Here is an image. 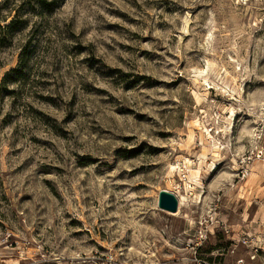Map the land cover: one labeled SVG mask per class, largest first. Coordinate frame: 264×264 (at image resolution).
Returning <instances> with one entry per match:
<instances>
[{
    "label": "rangeland",
    "instance_id": "rangeland-1",
    "mask_svg": "<svg viewBox=\"0 0 264 264\" xmlns=\"http://www.w3.org/2000/svg\"><path fill=\"white\" fill-rule=\"evenodd\" d=\"M47 1L0 0V264H264V0Z\"/></svg>",
    "mask_w": 264,
    "mask_h": 264
},
{
    "label": "trees",
    "instance_id": "trees-1",
    "mask_svg": "<svg viewBox=\"0 0 264 264\" xmlns=\"http://www.w3.org/2000/svg\"><path fill=\"white\" fill-rule=\"evenodd\" d=\"M37 2H38V4H39V6H40V8L42 9V10H45V9H50V2H48L47 0H37ZM18 23V19L16 18V16H14L13 18H12V20L9 22V23H7V24H5V25H0V46H2V40H3V38L5 37V32L6 33H8V32H10L13 28H15L16 27V24ZM21 59H20V63H19V66L17 67V68H14V69H11L10 71H9V74H7L6 76H5V80L4 81H6L7 79H8V77L10 76V74L11 73H14V72H21V70H22V68H23V65H22V63H23V57H24V52H22L21 53Z\"/></svg>",
    "mask_w": 264,
    "mask_h": 264
},
{
    "label": "water",
    "instance_id": "water-1",
    "mask_svg": "<svg viewBox=\"0 0 264 264\" xmlns=\"http://www.w3.org/2000/svg\"><path fill=\"white\" fill-rule=\"evenodd\" d=\"M158 208L169 213H175L178 209V200L172 192L161 190L158 193Z\"/></svg>",
    "mask_w": 264,
    "mask_h": 264
},
{
    "label": "built area",
    "instance_id": "built-area-1",
    "mask_svg": "<svg viewBox=\"0 0 264 264\" xmlns=\"http://www.w3.org/2000/svg\"><path fill=\"white\" fill-rule=\"evenodd\" d=\"M247 171H248L247 168L243 167V170L241 172L242 176H245L247 174ZM260 231L261 232H260L259 236L256 237V241L254 242L256 244L255 248H254L255 252H257L259 250L264 252V222H262L260 224ZM250 241H252V240L250 239ZM246 242H247V240H246Z\"/></svg>",
    "mask_w": 264,
    "mask_h": 264
},
{
    "label": "bare ground",
    "instance_id": "bare-ground-1",
    "mask_svg": "<svg viewBox=\"0 0 264 264\" xmlns=\"http://www.w3.org/2000/svg\"><path fill=\"white\" fill-rule=\"evenodd\" d=\"M208 134V133H207ZM209 135V134H208ZM178 200V205L181 206L183 204V197L181 195H175Z\"/></svg>",
    "mask_w": 264,
    "mask_h": 264
}]
</instances>
